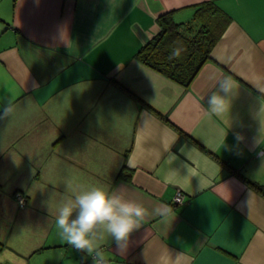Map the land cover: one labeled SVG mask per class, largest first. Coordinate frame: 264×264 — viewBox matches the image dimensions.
Returning <instances> with one entry per match:
<instances>
[{
	"label": "crops",
	"instance_id": "1",
	"mask_svg": "<svg viewBox=\"0 0 264 264\" xmlns=\"http://www.w3.org/2000/svg\"><path fill=\"white\" fill-rule=\"evenodd\" d=\"M203 1L0 0V264H93L55 224L91 187L149 211L109 264H264V0H210L226 19L186 85L136 57Z\"/></svg>",
	"mask_w": 264,
	"mask_h": 264
},
{
	"label": "clouds",
	"instance_id": "2",
	"mask_svg": "<svg viewBox=\"0 0 264 264\" xmlns=\"http://www.w3.org/2000/svg\"><path fill=\"white\" fill-rule=\"evenodd\" d=\"M180 53L181 49H174L169 59L179 57ZM233 90L226 79L220 80L219 90L207 99L209 110L220 114L228 109V94ZM10 112V105L4 107L0 119ZM148 215V209L141 203L126 199L122 190L91 187L61 202L55 224L60 238L73 248L86 252L93 264H108L101 251L104 242L113 240L117 246H124Z\"/></svg>",
	"mask_w": 264,
	"mask_h": 264
},
{
	"label": "trees",
	"instance_id": "3",
	"mask_svg": "<svg viewBox=\"0 0 264 264\" xmlns=\"http://www.w3.org/2000/svg\"><path fill=\"white\" fill-rule=\"evenodd\" d=\"M225 19L210 0L196 4L191 19L185 22H173L167 14L160 15V30L144 41L136 57L167 78L186 85L207 56ZM176 48L181 49L180 56L169 59ZM251 184L264 193L258 184Z\"/></svg>",
	"mask_w": 264,
	"mask_h": 264
},
{
	"label": "built area",
	"instance_id": "4",
	"mask_svg": "<svg viewBox=\"0 0 264 264\" xmlns=\"http://www.w3.org/2000/svg\"><path fill=\"white\" fill-rule=\"evenodd\" d=\"M14 194H15L16 201L19 204H23L24 203V196H22L19 192H15ZM183 199H184V194L181 192L180 189H176L174 194L172 195V202L173 203H181L183 201ZM84 263H85V260L82 258H79L78 264H84ZM108 264H109V262H108Z\"/></svg>",
	"mask_w": 264,
	"mask_h": 264
}]
</instances>
